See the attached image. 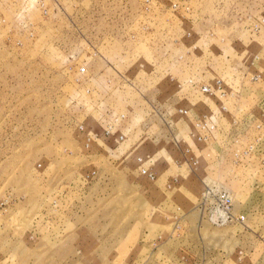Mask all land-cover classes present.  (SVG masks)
Wrapping results in <instances>:
<instances>
[{"label": "rangeland", "instance_id": "rangeland-1", "mask_svg": "<svg viewBox=\"0 0 264 264\" xmlns=\"http://www.w3.org/2000/svg\"><path fill=\"white\" fill-rule=\"evenodd\" d=\"M0 264H264V0H0Z\"/></svg>", "mask_w": 264, "mask_h": 264}]
</instances>
